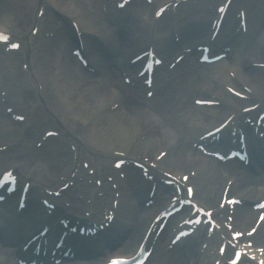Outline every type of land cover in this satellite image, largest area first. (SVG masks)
Listing matches in <instances>:
<instances>
[{
	"label": "bare ground",
	"instance_id": "bare-ground-1",
	"mask_svg": "<svg viewBox=\"0 0 264 264\" xmlns=\"http://www.w3.org/2000/svg\"><path fill=\"white\" fill-rule=\"evenodd\" d=\"M29 1L35 2L34 0ZM36 1L38 3L40 0ZM45 1L47 6H54L57 9H61L63 12L74 17L72 19L75 21H80L83 28L101 32L108 40L113 38L118 46L117 49L119 53L116 60L119 64L127 62L130 51L135 52L134 55H138V53L148 50L146 48L149 46V43L157 44L158 48L161 49L165 47L164 50L168 49L167 52L164 51V55L167 58H171L169 55L176 50L179 52L180 49L178 47L180 43L177 42H175L172 47L167 48V45H170L168 40L173 42L175 34H177L176 37H178V34L181 33V36L183 35L186 38L187 43L195 44L206 37L209 32L207 31L209 28L208 25L211 24L208 20V13L199 12L196 15L188 17L187 20L179 26V31L173 30L172 27L161 30V23L160 25L157 24L159 21L157 18V20L153 22V24L157 26V29L154 31L151 20L150 22H148V20L145 22L142 21V18L146 15L150 18L154 14V12L152 14V11L149 10L150 5L144 6L140 11H137L135 9L137 6H135L134 2L131 8L135 9V13L132 12L131 15L133 16L132 25H135V29L130 27L128 30H125V28H123L122 33L126 34L125 38L117 36L114 32L116 27L111 26L110 17L114 15L113 9L111 8L113 4H115V0ZM254 1L255 0H248V2L243 4H250ZM262 1V4H254L253 9L256 12H254L255 14H263L264 0ZM169 2H172V0H156L154 8L156 9L161 5H168ZM4 6H6L4 13L0 14V31L8 34L7 40L12 42L18 38L15 34H22L24 31L23 29H25L24 26L30 25V21L33 20L32 14L34 16V8L30 7L32 12L29 11L32 14L29 15V18L28 14L25 13L26 10L20 8L19 12H17V8H14V3H6ZM209 6L212 10L216 8L212 4ZM154 8L153 10H155ZM177 10L182 11V8L178 7L174 10L173 14H176L175 12H177ZM191 14L193 13L191 12ZM103 15L109 19L105 20ZM27 18H29V22ZM245 19L247 26L257 22V18L253 19L251 16ZM119 23H121L120 20ZM163 23L167 22L163 21ZM33 28H35V26ZM192 30L196 32V38L190 36ZM150 37L152 38L150 39ZM248 38H250V40L247 41L248 43H244L245 45L241 43L238 46L236 44L237 41L233 40L231 44L232 51L228 60H221L217 63L205 65L197 60L201 55L200 53L197 58L189 57V59L181 61L182 63H179L177 69L170 73L177 78L176 72H179V78L173 80L171 88L163 84L162 92H158L157 98L155 97L150 100V102L148 101L146 107L136 102L134 103L132 99L127 98L123 92L122 94L120 93L123 87H125L122 78L119 79L117 76H114L112 70L105 69V60L96 55L98 47H96L97 44L94 42V39L84 42V44L86 43L87 56L92 60L93 66L97 67L100 73L97 75L98 79L96 81L95 79L86 80L88 76H83L85 73L80 74L78 70L74 68L75 65L73 64V60L65 56L58 47L55 51L54 48H50L48 59L51 64L44 67L37 65V74L39 77H36V79L39 81L43 80V82L41 83L35 80V82L32 81L30 85L32 88L36 87L33 86V84L36 83L37 85H43L45 89L44 94L46 91L48 92L46 96L49 100L48 104H51L53 108L57 110V112H55L56 118L65 120L68 126L66 131L69 133H66V135L72 136L74 140H77L75 149L72 151L71 147L66 144L67 147H69L70 159L65 160L66 164L64 171L62 170L63 161L61 165L57 163L53 166L50 162L56 157H51L44 152L37 154L36 157L26 155L25 158H15L14 154H11L12 150H9L6 153H1L0 156L3 160L0 158V166H7L12 163H16L15 166L20 164L22 175L25 178L34 179L37 183H46V181L43 180L44 178L42 177L39 167H42L41 165L47 166V171L53 173L54 178L52 183H58L62 177L71 179V177H66V175L69 176L67 172L73 169L74 171L76 169L78 170L77 177L85 175V169L78 166V163H75V160L72 159V155H77L79 156L77 160H80V158L84 160L89 159L90 166L95 169L94 175H97L105 181L104 178L106 174L109 173L113 175L116 172L114 169H110L108 163L118 155L116 157L126 159L129 163L137 161L143 165V171L134 169L128 165L125 166L123 169L124 172L131 171L132 173V175L127 178L128 182H140L142 181V174H147L153 177L152 180L154 182H160L162 179L172 181L174 178L173 182L175 181L177 187L182 191H185L184 189L188 186H194L196 192L193 198L194 205L191 206V209L195 208L196 205L202 207L201 205L203 204L207 206L208 209H216L220 203L219 197L221 198L226 186H229L230 193L237 196V198H242V200L247 198L254 199L255 195L258 193L255 180H257V183L263 182L264 177H262V175H243V173L236 172L227 165L216 164L208 158L203 160L199 156V153H196L194 157L191 154L194 143L200 142L199 139L204 134L205 129L216 127L223 117L228 118L231 114H234L235 117L230 125H232L233 122L234 125L239 126V128H242L244 125L241 118L244 115L242 113V108L245 107L244 99L237 98L232 93H229L230 88L237 91H242L241 88L244 87L250 89L248 93L249 96L251 94V104L264 101V70L258 71L251 66L253 63L264 62V36L260 39V36L257 35L256 37L253 34L252 37L247 36L246 39ZM212 39L217 43L215 46V48L218 49L217 51L224 53L225 50H223V41L220 40V34ZM242 41L245 42L246 40ZM41 46L42 45H40V47ZM152 48L153 47L149 50ZM34 49L37 50V54L44 52L39 47H35ZM66 50L65 53H68ZM153 53L157 55L156 50H154ZM12 58L15 59V62H13L12 65L10 62V69L8 74H6L8 75L6 80L11 86L13 100L16 101L18 108L24 111V106H27L25 105L27 104L25 103V99L31 98L30 95L27 94L21 95L22 91L18 88V85H13V83L17 81H15V79L11 80V75L13 72L12 70L16 68L17 61L16 57L13 56ZM115 74H117L116 71ZM133 74L134 71L129 73V75ZM2 87L3 85H0V89H3ZM4 90L9 93L10 88L7 89L4 87ZM243 91L247 92L245 89H243ZM132 95L137 94L133 92ZM194 96L197 98V101L204 100L206 103L212 101V103L211 105L199 107L197 104L194 105V101H191V97ZM118 101H120L122 106H120L119 109L111 111L109 107L113 106L112 104ZM1 107L2 105H0V108ZM0 134V140L9 142H11V140L8 139L15 134L18 139H24L25 143L29 140L28 138H32L28 133L25 135H21L20 132L16 133V125H13L12 122L8 120L1 109ZM80 135L84 137L82 140L77 137ZM61 137L65 138L64 135H61ZM51 140L54 139L52 138L50 141ZM20 146L26 149L30 145H28V143H23ZM56 151H58V148L54 150V153ZM254 154L256 156V153ZM12 156L15 158L13 162L11 159H8ZM146 167H149L150 174L146 173ZM185 175H187L186 180H181V176L183 177ZM176 177L178 179H176ZM90 178H92V176H90ZM115 178L117 180L118 177L116 176ZM116 180L114 182H116ZM231 181H233V183L227 184ZM40 183H38V186ZM49 183L48 181L47 185ZM119 184L125 186L122 182H119ZM223 184L225 186H223L222 189L221 186ZM48 189L52 190V188ZM146 190L147 186L144 185L143 188H139L137 191L129 190L127 198H125L126 195H124L123 198L119 200L121 203L122 221L118 222L116 228L121 238H125V240L120 245V248H118V250L120 249L119 251H111L120 252L116 253V255L135 254L141 243L146 239V236H148V229L153 219L151 217L157 213V210L152 212H140V206L139 204L136 205L138 202H135L138 194H140L142 198L147 196ZM42 191L44 193V188H42ZM101 191L104 194L102 197H99L94 192H90L89 198H91V203L89 205H87L86 202L80 203L82 209L89 208L92 214H96L105 206H107V208L111 206L113 200H117L115 194L112 195L110 184L103 187ZM216 192L218 194L215 197L214 195ZM168 193L170 192L166 191L165 194ZM263 193L264 191H260L259 194L262 195ZM176 196H178L177 192L173 193L171 198L174 199ZM169 197L166 196L165 201L161 199L153 201L154 209L165 204ZM54 199L60 201L59 199L61 198L54 197ZM66 202H69L71 206L70 198H68V200L66 199ZM37 207V205L35 206V204H32L31 214L39 217L41 215V210ZM247 207L246 209L240 208L241 210L237 208V211L234 212L232 216L234 218L232 225L243 231H245L244 228L246 229L247 226L251 224L255 225L258 221V219L255 220V217L264 211L260 209H250L251 207L249 206ZM71 208L76 210V206H71ZM150 210L153 209L151 208ZM82 211L83 210L80 212ZM227 211L226 209L224 212H218V214H222L221 218L226 216V219L223 218V221H226L228 219L227 216L230 215H227ZM150 214L151 216L149 217ZM25 223L23 227L16 226L17 228L10 229L9 234L18 235L21 231L29 233L31 229L33 230L36 228L35 223L31 221V219L25 220ZM176 226L177 225L169 222L166 229H171ZM250 229L251 228L248 230ZM230 230L229 228H223L222 225V229H218L220 236L215 237L216 241L220 240L221 242L222 240H226ZM213 233L214 231L208 227L203 231H198L196 235V239L198 240L193 246V249H195L193 256L195 257V254L197 256L195 258L196 261L192 258L194 261V263H192L189 261L191 257L186 259L181 256L180 250L174 249L169 252L158 251L160 243H166L165 240L167 235L163 231L158 238L156 237L159 243L155 247L156 250H152L153 254L156 252L153 261L156 262V259H159L156 264H178L180 261H183L181 264H186L187 260V264H215L216 260L211 258L212 254L210 250L217 251V248L211 247L206 249L202 247L200 243V239L211 237ZM149 235L151 236L148 239V243L152 240L154 234ZM253 237L254 239L260 238L261 241L264 240V221L259 224V229ZM210 239L213 238L211 237ZM260 246L264 247V241L263 245ZM253 247L255 248L257 246ZM253 253L257 254L254 250ZM214 255L220 256L218 252H215ZM2 258H4V249L0 247V259ZM178 259L180 261H178ZM230 259H232V257H230Z\"/></svg>",
	"mask_w": 264,
	"mask_h": 264
},
{
	"label": "rangeland",
	"instance_id": "rangeland-1",
	"mask_svg": "<svg viewBox=\"0 0 264 264\" xmlns=\"http://www.w3.org/2000/svg\"><path fill=\"white\" fill-rule=\"evenodd\" d=\"M27 1H28V4H27V7H28V5H29V0H27ZM28 16H29V15H28ZM28 16H26V17H28ZM28 20H29V18H27V21H28ZM28 22H29V21H28ZM28 22H27V23H28ZM27 26H28V25H25V26H24L25 29H26ZM37 45H38V44H37ZM38 46H39V45H38ZM42 46H44V45H42ZM37 60H38V61H37V62H38V65L41 66V65L43 64V63H42L43 61L40 60V59H37ZM43 65H45V63H44ZM86 80H88V79L86 78ZM89 80H91V79H89ZM21 81H22V82H21L20 84H21V87H22V86H23L24 84H26V83H25L24 80H21ZM89 82H90V81H89ZM90 84H92V83H90Z\"/></svg>",
	"mask_w": 264,
	"mask_h": 264
},
{
	"label": "snow or ice",
	"instance_id": "snow-or-ice-1",
	"mask_svg": "<svg viewBox=\"0 0 264 264\" xmlns=\"http://www.w3.org/2000/svg\"><path fill=\"white\" fill-rule=\"evenodd\" d=\"M0 38H4V39H6V37H0ZM114 264H116V262H114Z\"/></svg>",
	"mask_w": 264,
	"mask_h": 264
}]
</instances>
